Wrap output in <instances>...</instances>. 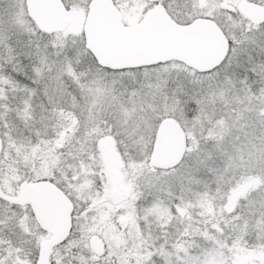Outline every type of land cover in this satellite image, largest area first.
<instances>
[{"label":"snow or ice","instance_id":"1","mask_svg":"<svg viewBox=\"0 0 264 264\" xmlns=\"http://www.w3.org/2000/svg\"><path fill=\"white\" fill-rule=\"evenodd\" d=\"M0 264H264V0H0Z\"/></svg>","mask_w":264,"mask_h":264}]
</instances>
